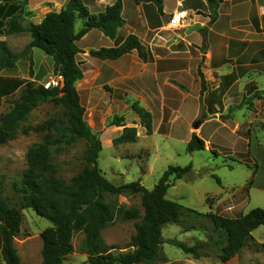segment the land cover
Returning a JSON list of instances; mask_svg holds the SVG:
<instances>
[{"label": "trees", "instance_id": "obj_1", "mask_svg": "<svg viewBox=\"0 0 264 264\" xmlns=\"http://www.w3.org/2000/svg\"><path fill=\"white\" fill-rule=\"evenodd\" d=\"M135 4H152L162 13L164 0H133ZM207 4L209 17L215 20L222 0H203ZM0 9V35L27 33L30 38L22 54L11 52L0 41V70L12 69L20 59L29 63L32 76L31 51L37 49L51 58L53 71L62 77L60 88H44L41 85H25L16 78H0V100L18 93L11 108L0 117V144L13 138L28 115L40 105L57 103L63 110L61 120H49L37 127L43 133L40 143L33 145L26 153V166L19 184L13 187L20 196L19 207L10 204L2 196L3 183L0 180V256L5 264L22 263L15 247V238L20 233L22 210H32L37 216L50 222L51 227L40 233L42 241L41 264H65L64 259L73 251L72 237L81 234V253L86 262L81 264H142L158 258L159 248L164 243L162 230L168 224H180L185 217L208 218L213 235L205 242L187 246L181 242L172 245L186 256L198 260L208 256V247L215 249L220 264H226L238 256L242 249L253 241L251 233L264 225V210L254 208L244 215L225 218L219 215L201 214L166 198L168 189L176 180L191 173V164L185 167L168 166L157 183L144 188L139 181L115 186L98 168L101 141L84 119L85 109L81 105L76 84L83 78V71L76 57L81 53L77 42L90 30L96 29L105 37L114 40L117 30L124 25L122 2H116L99 14H90L83 0H67L60 11L47 13L39 24L27 23L19 26L21 10L14 14L12 9ZM8 14V20L6 17ZM10 15V16H9ZM82 28L76 32L77 21ZM17 28V29H15ZM136 51L146 60L144 47L134 35L127 36L121 44L113 48L90 51L89 56L100 61H114ZM201 93L206 85L200 68ZM132 109L147 135L152 133L151 115L138 105ZM124 118L114 117L109 126L124 127ZM82 140L85 143L83 167L69 182L56 176L52 150L60 154L63 147H69ZM137 140L135 128L124 127L113 145L132 144ZM204 142L192 134L186 145V152H200ZM216 179V178H215ZM216 182H220L216 179ZM139 197L142 213L135 207L119 205L116 198ZM116 219L134 222V234L128 244V251L113 253L114 246H108L102 231ZM192 228H185L188 232Z\"/></svg>", "mask_w": 264, "mask_h": 264}, {"label": "rangeland", "instance_id": "obj_2", "mask_svg": "<svg viewBox=\"0 0 264 264\" xmlns=\"http://www.w3.org/2000/svg\"><path fill=\"white\" fill-rule=\"evenodd\" d=\"M48 6L52 7V4H48ZM168 8L171 11L173 6L168 3ZM11 9L13 13L20 9L21 15H29L25 11L23 3L18 6L14 4ZM195 13L202 15L199 11ZM168 15L165 18L167 22ZM191 18H193L192 15H188V21ZM27 23L31 22L21 16L19 26L25 27ZM80 25L81 21H77L75 28L78 29ZM199 32L204 35L203 40L208 44L210 36H205L206 29H201ZM174 33L177 32L167 31L165 33L170 36H165L164 44L172 46L176 41H180L172 36ZM28 40L29 35L23 32L20 34V38L8 41L11 46L4 43L9 50L11 48L14 53L20 55L26 50ZM185 44L190 51H193L191 56L198 58V48H201L203 43L198 46ZM260 45L263 46V44ZM144 52L146 60L141 59L136 53L140 61L146 62L151 57L145 47ZM40 56H42V61L38 64L40 75L36 76L34 63L32 66L34 76L29 75V63L25 58L20 59L15 70H0V78L16 75L25 85L31 86H43L56 80L57 75L53 71L51 58L37 50V53L34 54L35 60ZM203 69H205L204 66ZM210 76L216 78V83L210 79L207 84L208 91L206 98L201 101V110L205 112V107L212 106L211 111H215L218 120L226 123L228 128L222 130L215 124L207 123L200 131V137L199 134L191 130V135L194 133L198 138H202L201 140L208 142L204 143L203 151L193 153L186 152L189 139L186 133H178L175 130L173 133L177 135L173 136L172 133L170 136L168 134L170 112L165 108L162 111L158 108L152 110L154 114V117L150 114L152 133L147 135L132 109L134 104L140 107L137 101L125 98L120 103L115 101L108 104L105 99L97 100L99 98L97 95L92 99V96L88 98L84 96V92H81L82 101H80L85 109V122L101 141L102 149L97 164L102 175L115 186L139 181L144 188L151 189L168 166L185 167L191 164V173L183 179L174 181L168 189L166 193L168 200L201 214L211 213L225 218L244 215L254 208L264 210V78L259 79L260 86L251 82L248 86L245 84L228 89L224 81L221 82L214 73ZM195 79L196 84L191 82L185 87H180L182 91L195 96L197 87L200 85L199 77L195 76ZM218 84L220 85L216 88ZM17 98L18 93H14L12 96L3 97L0 100V117L11 108ZM210 99H213L212 103H208ZM214 106L217 110L213 108ZM62 115V108L55 102L40 105L28 115L13 138L5 144H0L2 196L10 204L19 207L20 196L13 187L19 184L27 169V151L42 140L43 133L37 131V127L49 120H61ZM99 117H105L106 121L98 123ZM114 117L124 118V127L136 129L137 140L135 143L113 145V140L120 135L124 128L109 126V122ZM161 117L163 119L160 122ZM84 149V141L78 140L69 147H63L60 154H55L52 150L56 176L69 182L83 167ZM215 178L218 179L219 184ZM116 201L126 208L135 207L142 213L139 197L119 196ZM21 213L20 233L15 238L18 255L24 264H41L42 241L40 233L50 228L51 224L37 216L32 210H22ZM187 227L192 230L185 232L184 229ZM133 234L134 222L116 219L113 224L102 231V238L108 246L117 248L112 249L111 252L118 253L130 249L127 246ZM210 235H213V232L208 218L196 219L193 216H188L180 224H168L162 230L164 243L159 248L158 258L142 264H220L215 249L212 247H208L206 250L208 256L194 260L192 257L184 255L171 243L181 242L187 246H193L205 242L211 245V242L208 241ZM251 236L253 241L227 264H264V225L254 230ZM82 241L81 234L73 235L71 242L73 251L65 257V264L86 262V256L80 251ZM0 264H5L1 256Z\"/></svg>", "mask_w": 264, "mask_h": 264}, {"label": "crops", "instance_id": "obj_3", "mask_svg": "<svg viewBox=\"0 0 264 264\" xmlns=\"http://www.w3.org/2000/svg\"><path fill=\"white\" fill-rule=\"evenodd\" d=\"M66 1L0 0V9H5L1 11L4 16L7 9L14 7V4L18 6L23 3L29 15L22 14V18L28 19L33 24H39L47 13L60 11ZM83 2L90 14H99L104 12L106 7L113 5L116 0H83ZM121 2L124 25L117 30L114 40L92 29L77 42L81 53L77 55L76 60L83 71V78L76 84L80 100L82 101L81 92H84V96L88 98L92 96V99L97 95L99 97L97 100L105 99L108 104L115 101L120 103L122 99L128 98L137 101L152 117H154L153 109L158 108L162 111L165 108L170 112L168 134L172 136L175 130L178 133L184 132L189 138L188 141L194 131L192 123L200 114L205 117V121L199 130L194 131L199 137L200 131L207 123L215 124L222 130L227 129L228 125L220 122L217 113L211 111L212 106L205 107V112L201 110V101L206 98L210 79L216 83V78L210 76L213 73L221 82L224 81L228 89L245 84L248 86L251 82L260 86L259 79L264 78V0H222L215 20L208 17L207 4L203 0H164L162 13H158L152 4L137 5L133 0H121ZM168 3L173 6L171 11ZM48 4H52V7ZM175 11H185L189 16L192 15L193 18L188 21L190 24L188 23L185 29H168L165 18L167 14L170 16ZM198 11L202 15L195 13ZM5 17L8 20V14ZM0 21L4 22L2 16ZM82 25L81 21L78 29L74 26L75 31L78 32ZM201 29H206V37L210 36L208 44L204 47V54L202 49L205 41L204 35L199 32ZM167 31L177 32L172 36L180 41H176L172 46L164 44L165 36H170L165 34ZM20 34L0 35V41L9 46L8 41L20 38ZM129 35L137 37L146 52L150 54V60L140 61L136 51L114 61H100L89 56L90 51L118 46ZM29 42L30 38L27 44ZM185 43L197 46L203 43L201 48H198V58L191 56L193 51L191 52ZM10 51L13 52L11 48ZM35 53L37 49L32 50V62L35 64V74L38 76L40 75L38 64L42 61V56L35 60ZM20 61L14 68L8 70H15ZM199 68L205 81V91L201 93V85H199L200 88L197 87L195 96L185 93L180 87H185L191 82L196 84L195 76H198ZM3 77L21 79L16 75ZM219 85H216V88ZM202 94L204 95L201 96ZM212 101L213 99H210L208 103ZM213 108L216 109V106ZM162 119L161 117L160 122ZM105 121V117L98 118V123ZM168 134L166 136H169ZM174 135L177 134L173 133Z\"/></svg>", "mask_w": 264, "mask_h": 264}, {"label": "built area", "instance_id": "obj_4", "mask_svg": "<svg viewBox=\"0 0 264 264\" xmlns=\"http://www.w3.org/2000/svg\"><path fill=\"white\" fill-rule=\"evenodd\" d=\"M188 26V14L185 11H175L168 19V29H185ZM62 86V77L57 75L56 80L43 85L44 88H60Z\"/></svg>", "mask_w": 264, "mask_h": 264}, {"label": "water", "instance_id": "obj_5", "mask_svg": "<svg viewBox=\"0 0 264 264\" xmlns=\"http://www.w3.org/2000/svg\"><path fill=\"white\" fill-rule=\"evenodd\" d=\"M206 45H207V44H206V42H205V43L203 44L202 54L205 53V48H204V47H205ZM204 121H205V117H204L202 114H200V116L194 121L193 126H192V129H193L194 131L199 130L201 124H202Z\"/></svg>", "mask_w": 264, "mask_h": 264}]
</instances>
